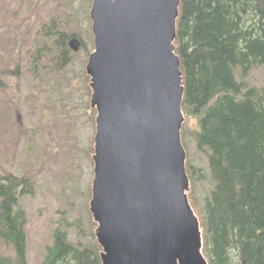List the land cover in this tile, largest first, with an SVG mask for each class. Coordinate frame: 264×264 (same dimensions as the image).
<instances>
[{
  "label": "trees",
  "instance_id": "16d2710c",
  "mask_svg": "<svg viewBox=\"0 0 264 264\" xmlns=\"http://www.w3.org/2000/svg\"><path fill=\"white\" fill-rule=\"evenodd\" d=\"M64 5L60 0H0L6 57L17 54L14 66L3 73L35 77L45 67L60 71L70 63L68 40L78 32L66 19ZM34 12H40L36 19ZM176 23L174 47L185 88L182 111L196 124L190 131L183 125L181 136L185 144L190 134L206 155L213 181L198 203L194 189L201 168L187 161L189 199L200 221L203 254L209 264H264V87L243 80L254 67L264 66V0H180ZM83 78L89 94L85 71ZM33 96L28 97L31 104L40 105ZM90 112L94 121L96 111ZM12 114L0 111V143L9 155L17 146L10 124L20 127ZM38 114L33 113L35 122ZM66 124L60 141L66 139ZM34 135L36 145L40 137ZM60 141L58 146H63ZM92 153L91 146L88 155ZM49 156L55 160L59 155ZM32 177L29 169L22 174L0 172V264H29L24 201L33 193ZM88 218V230L81 227L78 234H85V241L70 240L57 221L35 264H101L89 212Z\"/></svg>",
  "mask_w": 264,
  "mask_h": 264
},
{
  "label": "water",
  "instance_id": "95a60500",
  "mask_svg": "<svg viewBox=\"0 0 264 264\" xmlns=\"http://www.w3.org/2000/svg\"><path fill=\"white\" fill-rule=\"evenodd\" d=\"M179 4L91 2L89 212L101 264H209L187 194L185 88L174 47ZM80 44L76 36L68 40L72 51Z\"/></svg>",
  "mask_w": 264,
  "mask_h": 264
},
{
  "label": "rangeland",
  "instance_id": "374dc122",
  "mask_svg": "<svg viewBox=\"0 0 264 264\" xmlns=\"http://www.w3.org/2000/svg\"><path fill=\"white\" fill-rule=\"evenodd\" d=\"M47 1L57 0H45ZM60 1L65 3L63 8L66 19L70 20L72 26L77 27V37L81 43L77 51L71 50L70 63L60 71L45 67L35 77L28 72H22L20 76L3 73L6 67L14 66L12 59H16L17 54H12L10 59L6 57L4 46L7 45V31H4L5 25L0 21V111L13 110L12 119L21 127L10 124L12 128L9 132L15 137L17 145L12 155L0 143V172L5 169L22 174L24 169H29L33 174V193L26 196L24 201L28 215L26 234L29 264H35L41 258L57 221L72 241H85V234H78L81 227L86 231L89 228L93 161L92 154L90 157L88 152L91 146L93 148L95 116L93 121L90 112L91 88L88 80V94L83 72L88 59L87 51L91 52L93 48L89 17L92 0ZM39 13L34 12L32 18L36 19ZM23 67L21 65V69ZM236 79L241 80L237 73ZM243 80L247 85L264 87V66L254 67ZM33 95L37 96L35 101L40 105L31 104L32 100L29 98ZM34 112L39 113L36 122ZM55 122L61 124H54ZM65 123L66 139L60 141L58 135ZM183 125L189 131L196 127L195 120L188 119L185 115ZM22 129L29 131L21 132ZM34 133L40 137L38 142L35 141L36 145L34 140L37 135ZM59 141L65 144L58 146ZM67 142L73 143L75 146L71 147L74 148L69 147ZM184 142L186 167L189 161L201 168L202 177L195 181L194 189L195 200L201 203L213 187L206 155L197 149L190 134L185 136ZM55 153L59 156L53 160L49 155ZM190 193L189 182L188 198Z\"/></svg>",
  "mask_w": 264,
  "mask_h": 264
}]
</instances>
